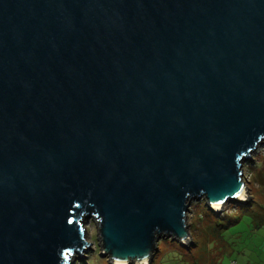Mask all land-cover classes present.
<instances>
[{"label": "water", "instance_id": "obj_1", "mask_svg": "<svg viewBox=\"0 0 264 264\" xmlns=\"http://www.w3.org/2000/svg\"><path fill=\"white\" fill-rule=\"evenodd\" d=\"M263 143L264 0H0V264H152Z\"/></svg>", "mask_w": 264, "mask_h": 264}, {"label": "rangeland", "instance_id": "obj_2", "mask_svg": "<svg viewBox=\"0 0 264 264\" xmlns=\"http://www.w3.org/2000/svg\"><path fill=\"white\" fill-rule=\"evenodd\" d=\"M242 169L250 190L248 204L232 202L216 213L203 200L193 201L187 220L192 242L187 247L178 241L161 239L152 264H264V143L243 163ZM219 217L225 218L220 222ZM217 222L229 223L223 229L222 239L211 236ZM86 228L92 245L84 253L86 258L74 264H109L101 256L92 219L86 221Z\"/></svg>", "mask_w": 264, "mask_h": 264}, {"label": "trees", "instance_id": "obj_3", "mask_svg": "<svg viewBox=\"0 0 264 264\" xmlns=\"http://www.w3.org/2000/svg\"><path fill=\"white\" fill-rule=\"evenodd\" d=\"M211 214V213H210ZM225 217H219L217 218V220H219L220 222H222V220L224 219ZM215 220V221H217ZM220 222H217L215 224V227L212 229V233H211V236L214 238V239H222L223 236H222V233H223V229H227L228 228V225L229 223L227 224H224V223H220ZM237 223V222H236Z\"/></svg>", "mask_w": 264, "mask_h": 264}]
</instances>
